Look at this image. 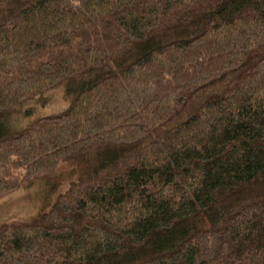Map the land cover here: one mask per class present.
I'll return each mask as SVG.
<instances>
[{"label": "trees", "instance_id": "16d2710c", "mask_svg": "<svg viewBox=\"0 0 264 264\" xmlns=\"http://www.w3.org/2000/svg\"><path fill=\"white\" fill-rule=\"evenodd\" d=\"M34 181L0 264H264V0H0V199Z\"/></svg>", "mask_w": 264, "mask_h": 264}, {"label": "rangeland", "instance_id": "374dc122", "mask_svg": "<svg viewBox=\"0 0 264 264\" xmlns=\"http://www.w3.org/2000/svg\"><path fill=\"white\" fill-rule=\"evenodd\" d=\"M70 103L63 87L40 94L24 102L17 113L8 117L5 123L6 133L14 135L23 132L40 118L66 111L70 107ZM30 109H33V113L27 114L26 112ZM46 194V186L34 181L1 198L0 226L13 221L31 219L40 210Z\"/></svg>", "mask_w": 264, "mask_h": 264}]
</instances>
